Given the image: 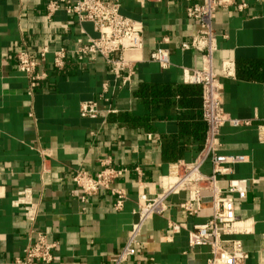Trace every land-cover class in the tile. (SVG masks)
<instances>
[{"label": "crops", "instance_id": "1", "mask_svg": "<svg viewBox=\"0 0 264 264\" xmlns=\"http://www.w3.org/2000/svg\"><path fill=\"white\" fill-rule=\"evenodd\" d=\"M108 1H118L121 14L143 26V61L126 85L102 58L79 61L71 53L96 37L92 24L80 25L64 11L48 18L47 0H0V264H16L28 245L31 225L15 204L23 189L38 205L36 230L57 243L50 264H111L136 221L139 195L155 196L171 165L192 162L201 151L202 89L185 83L183 68L200 69L202 59L181 51L199 29L187 9L201 0ZM241 1L247 4L243 11L223 8L214 19V69L224 111L250 125L226 124L220 152L249 159L233 167V177L250 181L236 215L252 224L249 234L236 238L249 255L244 264H264V143L258 139L264 125V0ZM44 47L67 49L68 63L55 71L49 55L40 68L48 78L31 93L17 55ZM159 48L170 53L168 69L149 60ZM225 63L233 65V77L221 75ZM89 102L97 105L95 119L81 117L82 104ZM105 160L127 170L113 185L127 193L121 212L114 211L109 191L84 197L72 181L78 170L96 176ZM203 171L210 173L211 166ZM186 200V193L171 197L168 211L144 225L141 246L125 264L207 263L210 249L190 248L188 231L211 212L186 220L180 210ZM171 223L187 229L174 234Z\"/></svg>", "mask_w": 264, "mask_h": 264}, {"label": "built area", "instance_id": "2", "mask_svg": "<svg viewBox=\"0 0 264 264\" xmlns=\"http://www.w3.org/2000/svg\"><path fill=\"white\" fill-rule=\"evenodd\" d=\"M228 7L243 11L247 4L237 0H201L187 9V17L197 21L199 29L189 42L181 45V51L198 52L202 65L200 69L183 68V76L185 83L198 85L202 89L205 139L195 160L174 163L168 174L159 178L160 190L155 196L139 195L137 208L133 212L136 221L129 230L126 243L113 256L111 264H125L136 255L141 246L139 239L144 225L154 217L164 215L169 209V199L181 193L187 194V200L180 205L186 220L207 210L211 212L205 223L195 225L188 231L190 248L210 249V258L206 264H244L249 258L242 241L236 237L249 234L252 224L249 220H239L236 210L237 205L247 199L250 181L233 177V167L247 163L249 159L243 155H224L220 152L221 129L226 124L233 127L250 125L248 121L233 119L224 111L220 74L214 69V56L218 46L213 23L218 11ZM59 11L75 17L80 25L92 24L97 34L71 52L76 59L93 61L98 57L102 58L115 79L126 85L131 80L135 65L143 61V26L124 17L118 1L47 0L48 18H52ZM163 42L167 43L168 39L164 38ZM69 54L70 51L65 48L51 51L48 47L37 52L24 50L19 53L18 69L27 78L29 91L34 92L47 80L48 74L40 72V68L47 62L49 55H52V68L62 71L68 63ZM149 60L163 70L171 66L170 53L163 48L153 51ZM221 75L233 77V65L225 63ZM106 88L105 85L104 90ZM80 112L82 118L95 119L99 115L97 105L93 102L82 104ZM258 139L264 143V125L258 127ZM206 164L211 166L210 173L203 171ZM126 172V169H116L112 167L110 160H105L102 170L96 176L78 170L72 175V181L84 197H93L102 190L109 191L115 199L114 211L121 212L127 193L113 185ZM136 172L141 174L139 169ZM15 204L23 208L24 217L31 225L28 245L24 255L16 260V264L52 263L57 243L50 242L44 233L36 230L38 205L33 201L31 190L20 191ZM170 228L174 234L187 229L185 223H171Z\"/></svg>", "mask_w": 264, "mask_h": 264}]
</instances>
